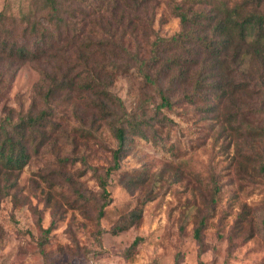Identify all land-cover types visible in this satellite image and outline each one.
<instances>
[{
  "label": "rangeland",
  "instance_id": "rangeland-1",
  "mask_svg": "<svg viewBox=\"0 0 264 264\" xmlns=\"http://www.w3.org/2000/svg\"><path fill=\"white\" fill-rule=\"evenodd\" d=\"M11 1L9 22L20 24L27 41L20 0ZM182 1L96 0L109 9L102 25L113 28L102 39L97 19L86 20L92 41L83 38L63 56L72 58L69 65L56 54L50 63L0 56V120L35 106L38 113L52 110L56 124L22 169L0 165V264H264V45L244 44L235 62L225 63L221 98L193 94L200 58L171 92L172 105L160 109L137 60L150 56L157 38L181 31L174 7ZM6 2L0 0V11ZM53 66L63 72L73 66L86 81L91 70L95 81L47 100L42 69ZM106 90L123 105L108 100ZM113 118H127L136 129L125 124L127 149L107 176L118 147ZM96 172L107 178L109 195ZM133 212L141 216L116 232L131 224Z\"/></svg>",
  "mask_w": 264,
  "mask_h": 264
},
{
  "label": "trees",
  "instance_id": "trees-1",
  "mask_svg": "<svg viewBox=\"0 0 264 264\" xmlns=\"http://www.w3.org/2000/svg\"><path fill=\"white\" fill-rule=\"evenodd\" d=\"M25 0H20L18 16L22 23L27 24L24 33L27 41L19 37V26L9 22L14 4L7 0L4 8L0 11V56L12 60L40 62L42 59L50 63V58L57 55L60 60L66 59L63 56L69 51L79 48L83 38L92 41L90 32L86 33V20L97 19L102 32L99 33L102 39L109 37L108 31L112 30L102 25L106 19L105 12H109L105 4L95 3L96 0H29L27 6ZM105 1V0H104ZM137 6L146 3V0H132ZM211 4V8L204 6ZM264 0H183L175 5L174 11L181 20V31L170 38H157L150 51V56L138 58L140 70L145 81L154 86L161 98L159 108H167L172 105L171 92L176 89L178 82L187 79L190 68L196 67L200 62V70L195 75L194 95L212 96V99L221 98L222 94L219 80L224 76L223 68L225 63L232 64L239 56L244 44L257 49V46L264 45ZM89 8V9H88ZM13 14V15H12ZM114 16V13H111ZM101 19V21H100ZM46 22L47 25L44 24ZM26 33H29V38ZM90 35V36H89ZM33 38L29 42V40ZM236 44V52L229 55L230 49ZM88 45V44H86ZM64 50V51H63ZM58 51L60 53H55ZM241 57L245 61L250 52ZM82 53V52H81ZM140 53V52H139ZM55 57V56H54ZM84 58V56H83ZM80 55L77 61L85 67ZM72 58L66 59L70 63ZM85 60V58H84ZM55 61H57L55 59ZM54 71L43 68V83L47 90L42 94L45 99H50L56 90H71L77 86L84 90L92 87L95 75L89 70L88 79L75 71V67H69L65 72ZM173 71L168 85L165 80L167 74ZM77 72V73H76ZM40 94V92H39ZM107 99L113 104L123 105L121 99L114 98L109 90L105 91ZM104 94V95H105ZM35 103V102H34ZM122 103V104H121ZM96 106L105 113H109L112 107L107 101L98 100ZM214 110V107L210 108ZM113 110L111 115L113 116ZM52 110L37 112L34 108L25 115L15 117L9 113L0 120V165L6 169H22L30 160L31 152L37 151L36 144H41L45 137V130L51 126L56 128L52 120ZM116 118V115H115ZM113 118L110 122L111 129L117 139L118 147L113 151L114 164L107 169V176L118 169L121 165V158L127 149L128 123L131 129L135 130L131 121L124 118L119 121ZM152 127V124H149ZM264 136V130L261 132ZM143 136L147 137L145 134ZM260 170L264 173V153ZM104 195H109L108 180L98 172L95 173ZM107 203L102 205L100 215L104 213ZM140 213L133 212L131 224L119 226L117 231L133 225ZM52 227V225H51ZM50 229V228H49ZM200 237V228L196 232ZM138 243V239L134 244Z\"/></svg>",
  "mask_w": 264,
  "mask_h": 264
}]
</instances>
